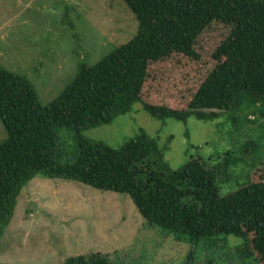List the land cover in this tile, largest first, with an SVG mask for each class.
Segmentation results:
<instances>
[{"label":"trees","instance_id":"1","mask_svg":"<svg viewBox=\"0 0 264 264\" xmlns=\"http://www.w3.org/2000/svg\"><path fill=\"white\" fill-rule=\"evenodd\" d=\"M123 1L138 20L136 35L93 65L80 62L71 83L48 105L40 103L31 80L0 65V119L7 133L0 143V240L23 189L39 175L127 194L149 225L189 236L196 246L234 235L244 246L251 244L248 255L264 264V181L221 195L218 178L239 161L231 151L215 167L199 157L172 169L165 149L143 129L119 148L81 135L113 123L137 103L157 120L185 124L191 117L214 121L230 111L251 110L264 118V96L256 94L264 87V0H236L244 14L215 49V66L181 110L143 102L149 65L175 53L199 59L197 40L228 0ZM63 127L72 128L78 140V155L67 164L54 160ZM63 264L111 262L92 253Z\"/></svg>","mask_w":264,"mask_h":264},{"label":"rangeland","instance_id":"2","mask_svg":"<svg viewBox=\"0 0 264 264\" xmlns=\"http://www.w3.org/2000/svg\"><path fill=\"white\" fill-rule=\"evenodd\" d=\"M243 14L236 0L226 1L220 18L197 40L199 59L175 53L152 62L143 102L185 109L215 66V49ZM138 26L123 0H0V65L31 80L46 106L71 83L80 62L95 64L131 40ZM256 94L262 98L264 87ZM140 129L158 140L172 169L199 157L215 167L231 151L239 161L218 178L221 195L248 181H264V118L259 112H222L214 121L191 117L185 124L157 120L137 103L113 123L81 135L119 148ZM6 137L0 119V143ZM58 137L54 160L75 161L76 132L59 128ZM249 251L251 244L244 246L234 235L196 246L189 236L149 225L127 194L38 175L23 189L0 240V264H63L92 253L107 255L111 264H260Z\"/></svg>","mask_w":264,"mask_h":264}]
</instances>
